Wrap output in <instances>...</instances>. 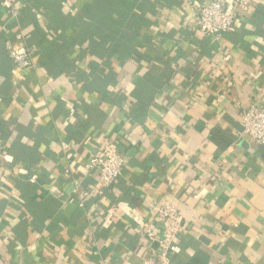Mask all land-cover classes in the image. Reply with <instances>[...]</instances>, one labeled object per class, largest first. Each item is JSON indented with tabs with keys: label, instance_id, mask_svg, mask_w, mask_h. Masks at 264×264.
<instances>
[{
	"label": "crops",
	"instance_id": "1",
	"mask_svg": "<svg viewBox=\"0 0 264 264\" xmlns=\"http://www.w3.org/2000/svg\"><path fill=\"white\" fill-rule=\"evenodd\" d=\"M249 1L217 41L194 26L204 0H0V264H140L161 250L157 202L184 217L173 264H264V149L237 137L264 105ZM107 145L127 165L102 194Z\"/></svg>",
	"mask_w": 264,
	"mask_h": 264
},
{
	"label": "built area",
	"instance_id": "2",
	"mask_svg": "<svg viewBox=\"0 0 264 264\" xmlns=\"http://www.w3.org/2000/svg\"><path fill=\"white\" fill-rule=\"evenodd\" d=\"M194 17L195 29L204 36L212 37L219 41L224 35L234 31V23L238 10L247 9L249 0H232L230 6L227 0H204ZM8 59L20 69H30L33 66L31 49L17 43L7 44ZM241 128L237 134L238 140L255 148L264 149V105L253 102L242 108ZM6 157L0 151V165ZM127 159L122 154L121 147L107 145L89 161V168L98 173L99 181L94 190L104 194L110 187L120 180L125 172ZM71 170L65 171L69 177ZM149 210L156 216L163 230L160 240V252L143 260L140 264H173L169 253L177 250L176 241L184 227L183 215L171 204L153 203ZM148 240L155 242L156 237L152 232L147 233ZM108 264V263H106Z\"/></svg>",
	"mask_w": 264,
	"mask_h": 264
}]
</instances>
